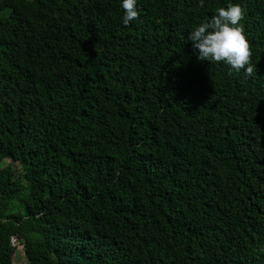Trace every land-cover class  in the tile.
I'll return each mask as SVG.
<instances>
[{
  "label": "trees",
  "instance_id": "obj_1",
  "mask_svg": "<svg viewBox=\"0 0 264 264\" xmlns=\"http://www.w3.org/2000/svg\"><path fill=\"white\" fill-rule=\"evenodd\" d=\"M198 2L0 0V264H264V0ZM229 4L251 77L188 40Z\"/></svg>",
  "mask_w": 264,
  "mask_h": 264
},
{
  "label": "clouds",
  "instance_id": "obj_2",
  "mask_svg": "<svg viewBox=\"0 0 264 264\" xmlns=\"http://www.w3.org/2000/svg\"><path fill=\"white\" fill-rule=\"evenodd\" d=\"M137 0H122V23L128 26L139 18ZM198 7H204V0H199ZM246 9L239 4H229L227 8L219 7L214 15L196 26L188 36L197 58L208 63H223L236 72L244 71L251 77L256 73L252 62V45L248 41L241 23Z\"/></svg>",
  "mask_w": 264,
  "mask_h": 264
},
{
  "label": "rangeland",
  "instance_id": "obj_3",
  "mask_svg": "<svg viewBox=\"0 0 264 264\" xmlns=\"http://www.w3.org/2000/svg\"><path fill=\"white\" fill-rule=\"evenodd\" d=\"M16 242H20V240H17ZM13 264H27V257L24 253V248L22 244H20L14 255Z\"/></svg>",
  "mask_w": 264,
  "mask_h": 264
}]
</instances>
